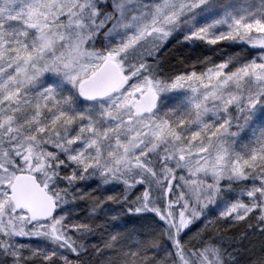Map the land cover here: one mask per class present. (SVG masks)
<instances>
[{"label":"snow or ice","instance_id":"obj_1","mask_svg":"<svg viewBox=\"0 0 264 264\" xmlns=\"http://www.w3.org/2000/svg\"><path fill=\"white\" fill-rule=\"evenodd\" d=\"M0 264H264V0H0Z\"/></svg>","mask_w":264,"mask_h":264}]
</instances>
